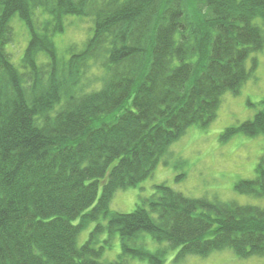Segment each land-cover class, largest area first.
<instances>
[{
  "label": "trees",
  "instance_id": "16d2710c",
  "mask_svg": "<svg viewBox=\"0 0 264 264\" xmlns=\"http://www.w3.org/2000/svg\"><path fill=\"white\" fill-rule=\"evenodd\" d=\"M14 15L29 33L19 66L5 49ZM68 16L93 29L65 58L53 38ZM263 47L264 0H0V264H162L171 249L176 259L226 248L264 256V206L159 184L130 212L110 208L189 127L216 118ZM261 104L222 138L264 135ZM255 171L235 189L264 198L263 159ZM114 233L121 252L104 260ZM144 234L165 244L152 252Z\"/></svg>",
  "mask_w": 264,
  "mask_h": 264
},
{
  "label": "rangeland",
  "instance_id": "374dc122",
  "mask_svg": "<svg viewBox=\"0 0 264 264\" xmlns=\"http://www.w3.org/2000/svg\"><path fill=\"white\" fill-rule=\"evenodd\" d=\"M13 39L5 45L10 60L19 66L21 57L29 40V33L17 15L10 20ZM93 25L89 18L68 16L64 30L54 35V43L61 57H67V48L81 47L91 36ZM43 61L44 56H38ZM256 59L257 67L253 75L242 85L237 95L230 92L222 96L216 118L205 128L191 126L178 140L170 144L168 151L158 162L152 174L134 187L117 190L113 195L110 208L120 212H130L141 199L149 198L155 192V186L165 184L189 197H216L223 201L234 200L241 204L264 206V198H254L240 194L235 189L239 180L254 179L256 167L264 160V135L249 137L235 133L228 139L222 138L226 128L237 126L251 119L261 107L264 99V47L251 54L246 60L250 68L251 60ZM101 191L99 187L98 194ZM105 224L104 220H100ZM76 223V221L74 222ZM96 222H89L77 237V244H83ZM108 233L98 236L103 244ZM145 246L155 251L165 243L155 242L144 234ZM178 249L168 250L162 264H264V256L241 258L231 249L213 251L209 255H186L176 259ZM121 252L117 233L110 239V245L103 253L104 260H115ZM128 264H149L145 260L130 258Z\"/></svg>",
  "mask_w": 264,
  "mask_h": 264
}]
</instances>
